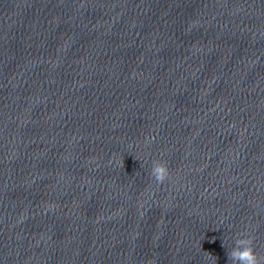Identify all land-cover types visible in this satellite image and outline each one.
Wrapping results in <instances>:
<instances>
[{
	"label": "water",
	"instance_id": "water-1",
	"mask_svg": "<svg viewBox=\"0 0 264 264\" xmlns=\"http://www.w3.org/2000/svg\"><path fill=\"white\" fill-rule=\"evenodd\" d=\"M238 234L264 259V0H0V264H228Z\"/></svg>",
	"mask_w": 264,
	"mask_h": 264
},
{
	"label": "clouds",
	"instance_id": "clouds-1",
	"mask_svg": "<svg viewBox=\"0 0 264 264\" xmlns=\"http://www.w3.org/2000/svg\"><path fill=\"white\" fill-rule=\"evenodd\" d=\"M151 176L157 183H164L169 177L167 163L160 160L154 161ZM226 255L228 264H264V259L259 257L255 252L252 239L244 234L237 235L234 246L230 250L227 249Z\"/></svg>",
	"mask_w": 264,
	"mask_h": 264
}]
</instances>
